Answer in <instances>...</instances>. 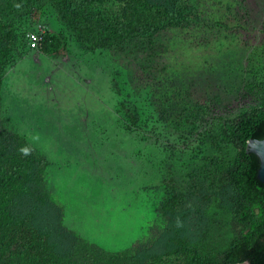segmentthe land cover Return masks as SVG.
<instances>
[{
    "label": "rangeland",
    "instance_id": "obj_1",
    "mask_svg": "<svg viewBox=\"0 0 264 264\" xmlns=\"http://www.w3.org/2000/svg\"><path fill=\"white\" fill-rule=\"evenodd\" d=\"M183 3L203 22L159 40L165 56L158 66L164 62L170 70L153 75L162 81L154 95L130 83L127 58L83 46L50 3L14 19L17 45L3 72L0 116L49 162L46 179L64 206L67 227L108 251L131 247L150 225L162 223L160 204L201 156L205 130L259 103L253 78L262 69L251 75L246 63L231 64L225 53L238 55L245 41L235 38L241 35L236 18L251 13L244 22L252 30L253 20L264 17V0ZM39 22L49 51L44 44L28 47L24 33ZM251 38V44L259 41ZM173 67L180 71L174 79L203 107L187 129L168 123L153 103L165 99ZM130 106L137 108L134 123Z\"/></svg>",
    "mask_w": 264,
    "mask_h": 264
},
{
    "label": "trees",
    "instance_id": "obj_2",
    "mask_svg": "<svg viewBox=\"0 0 264 264\" xmlns=\"http://www.w3.org/2000/svg\"><path fill=\"white\" fill-rule=\"evenodd\" d=\"M41 2L53 6L86 48L127 58L130 83L153 95L162 83L155 73L170 70L164 62L158 66L165 56L159 40L203 22L183 0H0V107L3 72L17 45L14 19ZM241 16L235 38L245 41L238 55H225L231 64L246 63L251 75L262 69L253 78L259 103L202 133L201 156L160 204L162 223L150 225L127 249L105 250L67 227L64 206L46 179L49 162L0 116V264H264V182L257 178L259 158L247 151L249 139L264 138V17L250 30L244 20L251 13ZM171 71L165 99L153 103L168 123L187 129L202 103L174 79L180 71ZM136 109L129 107L132 121Z\"/></svg>",
    "mask_w": 264,
    "mask_h": 264
},
{
    "label": "water",
    "instance_id": "obj_3",
    "mask_svg": "<svg viewBox=\"0 0 264 264\" xmlns=\"http://www.w3.org/2000/svg\"><path fill=\"white\" fill-rule=\"evenodd\" d=\"M247 151L254 153L260 160L257 178L264 182V138H251L247 141ZM245 264V263H244Z\"/></svg>",
    "mask_w": 264,
    "mask_h": 264
},
{
    "label": "built area",
    "instance_id": "obj_4",
    "mask_svg": "<svg viewBox=\"0 0 264 264\" xmlns=\"http://www.w3.org/2000/svg\"><path fill=\"white\" fill-rule=\"evenodd\" d=\"M45 25L41 22L35 23L33 29L26 33L28 47L32 50H38L45 40Z\"/></svg>",
    "mask_w": 264,
    "mask_h": 264
}]
</instances>
